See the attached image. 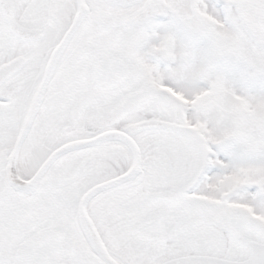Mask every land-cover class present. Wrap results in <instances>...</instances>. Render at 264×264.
<instances>
[{"label":"snow or ice","instance_id":"6c2138e0","mask_svg":"<svg viewBox=\"0 0 264 264\" xmlns=\"http://www.w3.org/2000/svg\"><path fill=\"white\" fill-rule=\"evenodd\" d=\"M0 264H264V0H0Z\"/></svg>","mask_w":264,"mask_h":264}]
</instances>
